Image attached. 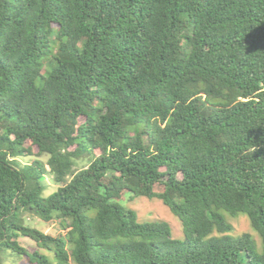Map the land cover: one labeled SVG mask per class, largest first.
<instances>
[{"label": "trees", "instance_id": "trees-1", "mask_svg": "<svg viewBox=\"0 0 264 264\" xmlns=\"http://www.w3.org/2000/svg\"><path fill=\"white\" fill-rule=\"evenodd\" d=\"M28 142L47 160L23 164ZM126 193L162 200L184 238L139 222ZM238 215L260 243L232 234ZM6 249L26 264H264V0H0V264Z\"/></svg>", "mask_w": 264, "mask_h": 264}, {"label": "rangeland", "instance_id": "rangeland-1", "mask_svg": "<svg viewBox=\"0 0 264 264\" xmlns=\"http://www.w3.org/2000/svg\"><path fill=\"white\" fill-rule=\"evenodd\" d=\"M85 121L84 117L80 118V123ZM27 146L32 149V156L26 157L21 159L23 164H32L36 160H43L46 161L47 157L43 156L42 158H38V148L33 146L31 142L27 143ZM99 154V152H97ZM89 159L85 161L79 162L78 166L76 167L77 170L82 169L83 167L88 166ZM49 170V168H47ZM44 183L48 185V190L46 191V196L52 194L58 189V185L53 182V179L50 175L46 174ZM157 192H162L163 187L157 186ZM119 202L127 209L133 210L137 214V219L139 222H154V221H163L170 224L172 228L173 238L175 239H183L184 238V230H183V223L179 217L172 213L170 208L164 204V202L160 199H148L146 197H134L131 193L124 194ZM228 220L233 225V232L232 234L236 237H239L245 233L252 234L256 241L260 243L259 237L253 231L251 227L250 220L245 215H238L237 217L227 216ZM25 225L30 226L32 228H37L40 231L44 232L45 234L52 235V236H59L64 233V231L60 227L59 221H52L49 223H45L40 219H34L30 215L24 216ZM20 246L26 248L30 252H34L36 250L41 251L42 253L47 254L48 256L52 257V254L47 252L46 250L40 249L38 244L29 237L20 236L18 239ZM7 252H3L1 254L2 264H26L27 260L25 258H19L17 254L13 256V253L6 249ZM4 258V261H3Z\"/></svg>", "mask_w": 264, "mask_h": 264}, {"label": "bare ground", "instance_id": "bare-ground-1", "mask_svg": "<svg viewBox=\"0 0 264 264\" xmlns=\"http://www.w3.org/2000/svg\"><path fill=\"white\" fill-rule=\"evenodd\" d=\"M257 233V232H256Z\"/></svg>", "mask_w": 264, "mask_h": 264}]
</instances>
